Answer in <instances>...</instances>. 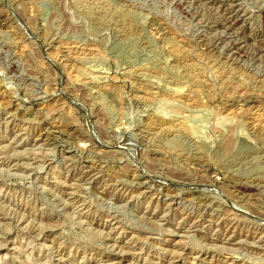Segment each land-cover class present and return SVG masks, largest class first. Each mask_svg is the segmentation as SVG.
<instances>
[{
    "label": "rangeland",
    "instance_id": "374dc122",
    "mask_svg": "<svg viewBox=\"0 0 264 264\" xmlns=\"http://www.w3.org/2000/svg\"><path fill=\"white\" fill-rule=\"evenodd\" d=\"M0 264H264V0H0Z\"/></svg>",
    "mask_w": 264,
    "mask_h": 264
},
{
    "label": "bare ground",
    "instance_id": "6f19581e",
    "mask_svg": "<svg viewBox=\"0 0 264 264\" xmlns=\"http://www.w3.org/2000/svg\"><path fill=\"white\" fill-rule=\"evenodd\" d=\"M244 188V187H243ZM245 190V189H244ZM246 190H247V187H246Z\"/></svg>",
    "mask_w": 264,
    "mask_h": 264
}]
</instances>
